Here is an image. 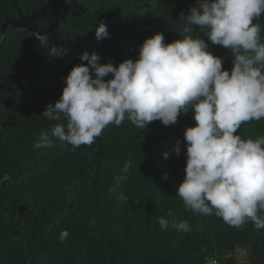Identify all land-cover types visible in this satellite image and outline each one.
<instances>
[{
    "label": "trees",
    "instance_id": "obj_1",
    "mask_svg": "<svg viewBox=\"0 0 264 264\" xmlns=\"http://www.w3.org/2000/svg\"><path fill=\"white\" fill-rule=\"evenodd\" d=\"M46 1L0 0V264H264V0Z\"/></svg>",
    "mask_w": 264,
    "mask_h": 264
},
{
    "label": "water",
    "instance_id": "obj_2",
    "mask_svg": "<svg viewBox=\"0 0 264 264\" xmlns=\"http://www.w3.org/2000/svg\"><path fill=\"white\" fill-rule=\"evenodd\" d=\"M80 10L75 0H47L30 15H20L19 19L10 23L33 31L42 37L53 31L59 25L60 20L66 19L68 13L78 15Z\"/></svg>",
    "mask_w": 264,
    "mask_h": 264
},
{
    "label": "rangeland",
    "instance_id": "obj_3",
    "mask_svg": "<svg viewBox=\"0 0 264 264\" xmlns=\"http://www.w3.org/2000/svg\"><path fill=\"white\" fill-rule=\"evenodd\" d=\"M236 263L243 264L247 261L246 251L242 248H239L235 253Z\"/></svg>",
    "mask_w": 264,
    "mask_h": 264
},
{
    "label": "clouds",
    "instance_id": "obj_4",
    "mask_svg": "<svg viewBox=\"0 0 264 264\" xmlns=\"http://www.w3.org/2000/svg\"><path fill=\"white\" fill-rule=\"evenodd\" d=\"M18 19H19V18H18ZM36 35H37V34H36ZM45 36H46V35H45ZM45 36H42V37H41V36H38V35H37V37L40 38V39H42V38L45 37ZM23 83H25V81H23Z\"/></svg>",
    "mask_w": 264,
    "mask_h": 264
}]
</instances>
